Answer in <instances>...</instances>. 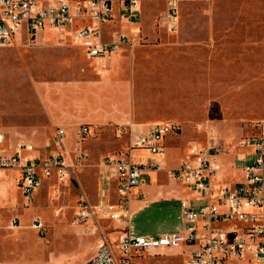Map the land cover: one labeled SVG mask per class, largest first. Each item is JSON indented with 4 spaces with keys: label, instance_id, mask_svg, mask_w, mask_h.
I'll use <instances>...</instances> for the list:
<instances>
[{
    "label": "rangeland",
    "instance_id": "rangeland-1",
    "mask_svg": "<svg viewBox=\"0 0 264 264\" xmlns=\"http://www.w3.org/2000/svg\"><path fill=\"white\" fill-rule=\"evenodd\" d=\"M155 6L136 20L125 13L128 23H138L137 44L114 55L112 66L108 56L86 57L47 26L35 31V42L20 39L0 50V126L14 127L36 146L45 145L58 125L72 135L81 124L90 129L86 164L66 181L41 179L26 207L14 183L16 172L0 169V207L13 206L25 225L41 217L48 241L42 237L39 249L53 264L79 262L88 252L81 235L95 243L96 234L74 229L77 199L80 193L95 199L99 156L126 152L142 123L180 126V134L165 140L168 165L180 162L188 143L223 146L231 163L219 179L231 185L243 180L251 153L250 143L244 147L238 141L264 132V0H184L172 32L152 26L149 13ZM144 154L135 147L130 158ZM137 199V206L146 202L145 196ZM9 215L6 211L5 218ZM180 218L179 199L156 198L132 214L130 225L133 233L154 234L172 229ZM182 249L156 248L139 256V263L191 264Z\"/></svg>",
    "mask_w": 264,
    "mask_h": 264
},
{
    "label": "built area",
    "instance_id": "built-area-1",
    "mask_svg": "<svg viewBox=\"0 0 264 264\" xmlns=\"http://www.w3.org/2000/svg\"><path fill=\"white\" fill-rule=\"evenodd\" d=\"M116 1L121 0H0V49L11 46L16 35L33 38L36 30L46 26L67 36L87 57H104L131 47L136 38L117 29L106 33L105 23L114 17ZM122 1L119 11L128 9L135 18L144 0ZM154 24L163 31H175L179 25V0H165ZM180 129L178 124L164 120L148 123L126 152L101 157L99 199L90 202L80 196L74 211V221L83 224L87 233L98 236L94 254L81 264H140L139 256L156 248L176 246L188 248L191 264H264V132L238 141L244 147L250 143L251 153L242 167L243 180L232 185L218 180L223 146L190 144L184 159L166 168V174L203 191L202 202L193 205L187 199L180 201L181 226L177 229L150 235L129 231L131 189L144 181V171L163 168L161 158L133 161L131 149L146 148L161 154L165 138ZM89 132L88 125L77 126L68 149L66 130L57 127L43 151H37L31 141L18 138L13 150L6 152L0 131V168L18 170L23 206L32 202L41 177L62 179L67 172L86 164L88 152L83 141ZM102 221L113 222L118 228L108 224L103 230ZM18 223V217L13 215L8 226ZM30 225L48 241L41 217L33 216ZM111 232L118 235L112 238Z\"/></svg>",
    "mask_w": 264,
    "mask_h": 264
},
{
    "label": "crops",
    "instance_id": "crops-1",
    "mask_svg": "<svg viewBox=\"0 0 264 264\" xmlns=\"http://www.w3.org/2000/svg\"><path fill=\"white\" fill-rule=\"evenodd\" d=\"M182 1H184V0H179V9H180V4ZM153 3L156 6L154 7V9L149 14L152 17V19H150L151 24L153 27H155V24H154L155 18L157 16L158 12L161 9H163L165 0H144V1H142L140 9L137 13V17H135V18H133L131 16L128 9H124L123 11L122 10L119 11V7L121 6V4H123V1L122 0L116 1L114 3V17L110 18L105 23L106 33L108 34L111 29H117L120 32H123L126 34L128 31L127 28H129L130 34H128V35L126 34V35L129 37H134V38L138 37L139 29H137V27H135L138 23L137 24L128 23L129 20L126 19L127 16L125 13L126 12L128 13V18L130 20H136L137 18H140L144 14L145 9ZM61 36H63V35H61ZM64 37H67V36H64ZM20 39H26L28 42H35L33 40L34 37L33 38H27V36L25 34H22L20 36L16 35L14 43H16L17 40H20ZM136 44L137 43H134L131 47H122L116 51H112L109 55H107L108 58H110V65L111 66L114 65L113 60H112L114 55H118L123 50H132V48ZM4 48H6V47H4ZM79 48L82 49L81 47H79ZM2 49L3 48H1L0 50H2ZM82 51H83V49H82ZM107 56H104V57H107ZM104 57H95V58L101 59ZM91 58H94V57H91ZM122 83H124V82H122ZM124 93L125 92L123 90L122 94L124 95ZM49 121L54 122L53 119H49ZM154 121H157V120H154ZM154 121L142 123L141 125H139L140 127H142V130L137 131V133L140 131H143L148 123H151ZM57 127L65 128L64 126H61V125H58ZM56 128H55V130H56ZM65 130H66V128H65ZM0 131L4 134V149L3 150H5L6 152H11L13 150L14 144L18 138H25V139L32 142V139L23 136L24 134L16 131L14 129V127L1 125ZM66 133H67V130H66ZM178 134H180V131L177 133L169 134V135H178ZM51 137L45 142V144L47 142H49ZM74 137H75V130H74V135L67 133V136L65 138V144H66V147L68 149L71 148L72 140ZM166 138H165V140H166ZM86 140H87V137L83 141V147L88 152V159H89V151H88V148H86V146L84 144ZM165 140H164V149H165V143H166ZM189 145H190V143H188L186 145V147L183 149V153H182V148H181L182 155H180V162L184 159V157L186 155L187 147ZM34 146L36 147L37 151H43L44 145L43 146L42 145L36 146L34 144ZM140 149H144L146 151V154L139 157L137 160H133L131 158L133 161L138 162V161L144 160L146 162H150V161L154 160L155 158H161L163 161V168L149 169L147 171H144L141 174L144 181L141 184L134 186L131 189V192H130V219H129V223H128L129 231L131 233H133L131 230V225H130L131 216L133 213H137V209L140 208L144 203H148L149 201H152L156 198H158V199L159 198L160 199L161 198H173V199H179V202L182 199H187L193 205H196V204H199L202 202V196L204 195L203 191L196 190L191 185L184 184L180 181L174 180V179L170 178L169 176H167L166 168L175 167L180 162L178 164L168 165L165 161V158H164V149H163V152L161 154H153V153L149 152L146 148H140ZM34 153H36V150L34 151ZM107 153H110V152H107ZM104 154L105 153H103L99 156L98 161L96 163L98 169H97V181H96V186H95V199L92 200V199L88 198L87 196H85L83 193H80V195H79V197L84 196L90 202H96L99 199L98 181H99V175H100V170H101L100 159ZM232 154H233V152H232ZM227 155H228L227 153H224L221 155V163H220V168L218 171L219 182H220V179H219L220 170L223 168L224 165L231 163V160L228 161V158L226 157ZM223 156H224V159L222 158ZM0 169H12V170H14L16 172V174L14 176V183L19 188V185H18L19 172H18V170L13 169V168H0ZM74 170H72L71 172H67L63 176L62 179H57L55 176L42 177L41 179L45 178L48 180L56 179L58 181H66L72 176V174L74 173ZM168 180H171L174 183L178 182L181 185V187H179L178 189L172 187L171 184L168 182ZM221 184H225V183H221ZM172 185L174 186L175 184H172ZM19 190H20V188H19ZM37 190L35 191V194L37 193ZM20 192H21V190H20ZM144 196L146 197V202H143L142 204H139L137 206V202L139 200L137 198L138 197H144ZM23 207H26V206H23ZM13 209H14L13 206L12 207H0V264H53V262H51V258H52L51 256L47 257V254L44 251L40 252L41 250L39 249V247H40V241H41L42 236H40L38 234V231L35 228L31 227L30 224L25 225V223H20L19 218H18V222H19L18 226H15V227H9L8 226V222H9L10 218L13 215L17 216L16 213L13 214V211H12ZM75 209H76V207H75ZM6 211H7V213L10 212V215L7 218H5V212ZM180 215H181V211H180ZM108 224H110V226H115L116 228H118V225H116L113 222L102 221L101 222L102 229L104 230V229L108 228ZM78 225H79V227H78ZM78 225L75 226V228H74L75 230H77L79 233L81 231V233L84 235H91L85 231L83 224L78 223ZM180 226H181V218L174 224L173 228L168 230V231L177 229ZM164 232H167V231H164ZM157 233H163V232H157ZM157 233H154V234H157ZM133 234H137V233H133ZM117 235H118V232L109 233V236L112 238L116 237ZM144 235H150V234H144ZM97 243H98L97 234H96L95 243L85 242L83 235H81L80 245L83 247H86L88 249V252H86V253L84 252V254H81L79 256V262L77 264H81L82 262H84L85 260H87L88 258H90L94 254ZM94 245H95V249H93ZM181 247L183 248L182 251L187 254L188 248H186L185 246H181ZM161 248L165 249V248H173V247H161ZM29 251H30V253H29ZM146 254H148V253H146ZM187 256H188V254H187ZM139 259H142V258H139ZM136 260H137V256H136Z\"/></svg>",
    "mask_w": 264,
    "mask_h": 264
}]
</instances>
